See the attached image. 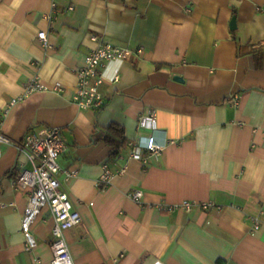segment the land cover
Wrapping results in <instances>:
<instances>
[{
	"label": "crops",
	"instance_id": "crops-1",
	"mask_svg": "<svg viewBox=\"0 0 264 264\" xmlns=\"http://www.w3.org/2000/svg\"><path fill=\"white\" fill-rule=\"evenodd\" d=\"M93 37L141 49L102 69L100 111L72 98ZM34 80L46 90L25 94ZM151 113L153 130L138 120ZM111 124L127 144L109 162ZM48 127L65 143L57 164L77 173L58 176L81 215L64 233L73 264H264V0H0V131L11 140L0 149V264L51 262L49 211L38 209L26 250L28 194L12 182L28 167L16 144ZM150 136L160 154L130 158L128 143ZM104 163L113 176L101 187ZM137 189L140 203L127 196ZM182 201L190 211H166Z\"/></svg>",
	"mask_w": 264,
	"mask_h": 264
},
{
	"label": "built area",
	"instance_id": "built-area-1",
	"mask_svg": "<svg viewBox=\"0 0 264 264\" xmlns=\"http://www.w3.org/2000/svg\"><path fill=\"white\" fill-rule=\"evenodd\" d=\"M54 9L55 5L52 4L51 10ZM69 10H72V7ZM46 37V33L43 31L37 34L38 42L42 45L47 43ZM91 40L97 41V45L86 54L82 65L75 71L76 85L72 98L78 108L100 111L106 104V100L100 91V86L103 84L102 69L109 61L128 60L134 53H141V49L132 52L130 49L109 42L98 41L96 37ZM113 80L117 81L119 79L115 77ZM44 90H46V87L34 80L26 87L25 94ZM54 90L57 92L62 91L58 86ZM138 120L139 125L142 127L149 130L155 129L153 113L147 117H139ZM10 144V138L0 131V149L2 146ZM128 147L131 148L129 157L143 163H145V159L141 154L142 151L160 154L163 150L162 146L155 143L152 136L137 144L130 142ZM16 148L17 152L25 157L28 165V167H25L22 163H19L18 170L12 179L14 186L20 187L28 194V204L24 211L21 228V234L25 238V248L26 250H31L32 246H34L31 223L38 209L41 206H46L53 221V238L50 245L52 259H50V264H73L64 233L81 223V215L70 199L69 194L62 189L58 178L59 174H62L64 179L68 181L77 174L72 170H63L57 164L59 155L65 150L62 132L59 128L53 127L44 128L37 132L29 131L16 144ZM102 169L99 184L101 187H105L110 182L113 172L108 163H104ZM127 196L132 201L140 203L143 193L139 189L131 190ZM192 204L189 201H182L178 205L166 207V211L175 209L190 211ZM199 206L203 210L213 207L210 203H200ZM155 208L158 210L165 209V207L161 206H156ZM257 226L256 222L255 228Z\"/></svg>",
	"mask_w": 264,
	"mask_h": 264
},
{
	"label": "trees",
	"instance_id": "trees-1",
	"mask_svg": "<svg viewBox=\"0 0 264 264\" xmlns=\"http://www.w3.org/2000/svg\"><path fill=\"white\" fill-rule=\"evenodd\" d=\"M123 133V128L116 124H111L106 129L102 140L111 148L109 162L114 161L127 144V139Z\"/></svg>",
	"mask_w": 264,
	"mask_h": 264
},
{
	"label": "water",
	"instance_id": "water-1",
	"mask_svg": "<svg viewBox=\"0 0 264 264\" xmlns=\"http://www.w3.org/2000/svg\"><path fill=\"white\" fill-rule=\"evenodd\" d=\"M229 29L230 30H235L236 29V18L233 16L229 22ZM177 80L179 81V77H177Z\"/></svg>",
	"mask_w": 264,
	"mask_h": 264
}]
</instances>
